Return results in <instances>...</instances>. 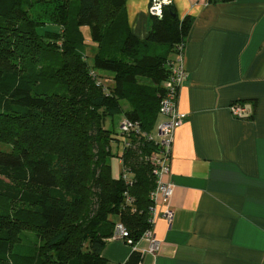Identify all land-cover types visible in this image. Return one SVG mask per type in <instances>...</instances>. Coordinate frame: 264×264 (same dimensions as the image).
<instances>
[{
    "label": "trees",
    "instance_id": "obj_1",
    "mask_svg": "<svg viewBox=\"0 0 264 264\" xmlns=\"http://www.w3.org/2000/svg\"><path fill=\"white\" fill-rule=\"evenodd\" d=\"M35 2H46L50 21L62 29L52 35L47 76L62 90L36 92L25 69L0 60V124L4 117L49 113L41 127L12 131L11 148L0 144V199L19 205L31 222L32 215L37 219L31 223L36 231L0 238V264H104L101 250L115 221L127 227L133 243L149 226L155 178L148 157L157 146L147 135L155 136L161 118L166 62L180 43L186 46L192 20L178 18L171 3L161 17L150 15L147 36L140 39L130 32L126 0H0V29L7 21L29 20ZM82 27L95 46L92 63ZM100 71L110 74L111 83ZM117 114L120 122L138 123L140 133L126 137L119 126L118 132L106 127ZM112 158L131 174V183L121 172L112 175ZM74 206L86 210L72 219L68 208ZM13 218L22 221L19 214ZM138 258L132 252L128 261Z\"/></svg>",
    "mask_w": 264,
    "mask_h": 264
},
{
    "label": "crops",
    "instance_id": "obj_2",
    "mask_svg": "<svg viewBox=\"0 0 264 264\" xmlns=\"http://www.w3.org/2000/svg\"><path fill=\"white\" fill-rule=\"evenodd\" d=\"M149 0H126L130 32L147 36ZM178 18L192 20L184 51L186 78L178 110L186 118L173 136L171 221L159 216L155 255L106 238L104 264H264V0H173ZM250 101V119L231 115ZM161 118H158V122ZM114 169L116 171H114ZM121 162L111 161L113 175ZM114 172L116 174H114ZM132 252L136 263L128 261Z\"/></svg>",
    "mask_w": 264,
    "mask_h": 264
},
{
    "label": "rangeland",
    "instance_id": "obj_3",
    "mask_svg": "<svg viewBox=\"0 0 264 264\" xmlns=\"http://www.w3.org/2000/svg\"><path fill=\"white\" fill-rule=\"evenodd\" d=\"M46 6V2L45 5L41 2L31 4V10L28 14L29 20H23L20 22L7 21L4 25L7 27L2 26L0 29L2 31L0 32L2 34L0 36V60L4 59V61H6L5 63L9 64L16 63V66L23 68V70L25 69L24 71L29 76V79L32 81L34 80V88L36 92L39 93L46 91L47 88H56L58 91L62 90V87L57 85L54 77H47L51 73L53 65L50 59L52 56L50 50L51 43H53L52 35L56 32H60L62 29L50 21L49 13L46 9H43V7ZM81 31L86 44L85 54L87 56V61L92 63L91 58L95 50L94 43L90 40L89 31L86 27H82ZM48 44L49 46H46ZM55 44L60 46L61 42L59 43L58 40H55ZM7 55L9 58L6 57ZM100 74L104 76V83H111L106 78V76L109 77L110 74L104 71H100ZM48 115L49 113L37 110L30 119H21L15 116L4 117L0 124L1 146L3 148H11L14 143L11 141V138L13 137L12 131L23 133L24 130L28 132V127H32L34 124H36L37 127H41L48 122ZM121 118L122 115L117 114L113 116L112 119H106L104 125L113 129L115 132H118ZM111 147L113 151H115L117 144L114 143ZM116 160V158H112L113 163L116 162ZM114 171L116 170L114 169ZM114 174L116 173L114 172ZM17 209H20L19 205H13L12 203L0 199V238L3 236L16 237L20 232L36 231V228L31 226V223H36V217L32 215L33 219L31 222L26 216V214H28L27 212ZM68 210L72 212L71 218L75 219L77 215L83 213L86 208H82V206H74L69 207ZM17 214L22 216V221L19 223H16L18 221L13 218L14 216L16 218ZM109 217L116 219L112 216Z\"/></svg>",
    "mask_w": 264,
    "mask_h": 264
},
{
    "label": "built area",
    "instance_id": "obj_4",
    "mask_svg": "<svg viewBox=\"0 0 264 264\" xmlns=\"http://www.w3.org/2000/svg\"><path fill=\"white\" fill-rule=\"evenodd\" d=\"M173 0H149L148 13L149 15L161 17L163 7L170 5ZM207 3V0H205ZM184 51L185 45L180 43L177 46L176 54L166 62L168 69V76L163 81V96L159 102V115L161 120L156 126L155 136L147 135L148 139H153L157 150L153 151L148 157L152 164V174L155 178L154 189L150 193L152 205L149 207V226L143 231L138 239H146L148 244L144 249H140L141 254L149 253L155 255L160 248V241L156 238L154 233V224L159 216L171 221L173 211L166 207L164 210H159L157 207L160 201L168 200L174 190V184L170 180L164 179L170 173V160L172 153V141L175 130L181 126L186 118V113L178 110V93L179 88L186 78V71L184 68ZM228 110L231 115L238 119H250L254 113V106L250 101H233L228 105ZM119 129L122 134L128 137L131 133H140L138 123L132 122L127 118H123L120 122ZM146 136V135H145ZM129 145V141L125 143ZM121 176L124 182L131 183V174L121 167ZM125 202L130 204L132 199L127 191L124 192ZM111 239H123L131 246L137 242H132L129 237L127 227L121 221H115ZM136 250V247H133Z\"/></svg>",
    "mask_w": 264,
    "mask_h": 264
}]
</instances>
